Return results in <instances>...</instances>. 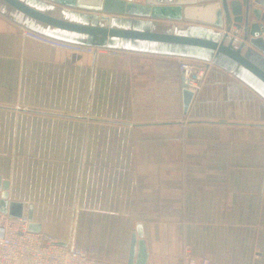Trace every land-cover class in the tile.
Masks as SVG:
<instances>
[{
	"label": "crops",
	"instance_id": "crops-1",
	"mask_svg": "<svg viewBox=\"0 0 264 264\" xmlns=\"http://www.w3.org/2000/svg\"><path fill=\"white\" fill-rule=\"evenodd\" d=\"M19 21L0 12V177L39 233L128 264L140 224L147 264H177L186 248L264 264V98L253 86L185 57L58 51L24 38L40 32ZM182 61L209 68L187 115Z\"/></svg>",
	"mask_w": 264,
	"mask_h": 264
},
{
	"label": "water",
	"instance_id": "water-1",
	"mask_svg": "<svg viewBox=\"0 0 264 264\" xmlns=\"http://www.w3.org/2000/svg\"><path fill=\"white\" fill-rule=\"evenodd\" d=\"M67 1L0 0V12L11 19L20 17L19 23L28 29L34 27L38 35L71 45L211 63L253 86L264 98V0ZM85 5L95 8L88 13ZM194 22L208 26L190 25ZM62 33L68 35L67 41L53 38ZM80 37L85 43L72 41ZM194 99L191 92L182 90L184 115ZM0 212L24 216V205L10 200L9 183L1 177ZM28 218L30 230L39 233L41 228L33 222L32 211ZM144 237L143 225L139 224L128 264L148 263Z\"/></svg>",
	"mask_w": 264,
	"mask_h": 264
},
{
	"label": "built area",
	"instance_id": "built-area-1",
	"mask_svg": "<svg viewBox=\"0 0 264 264\" xmlns=\"http://www.w3.org/2000/svg\"><path fill=\"white\" fill-rule=\"evenodd\" d=\"M23 37L58 51L77 55L96 56L107 51L59 42L34 32L24 31ZM181 89L194 97L201 92L209 68L205 64L182 61L179 66ZM182 125L185 124L183 121ZM27 216L16 218L0 212V264H103L72 244L30 230ZM177 264H218L212 258L195 255L186 248Z\"/></svg>",
	"mask_w": 264,
	"mask_h": 264
},
{
	"label": "rangeland",
	"instance_id": "rangeland-1",
	"mask_svg": "<svg viewBox=\"0 0 264 264\" xmlns=\"http://www.w3.org/2000/svg\"><path fill=\"white\" fill-rule=\"evenodd\" d=\"M62 34H64V33H62ZM67 35V34H66Z\"/></svg>",
	"mask_w": 264,
	"mask_h": 264
}]
</instances>
